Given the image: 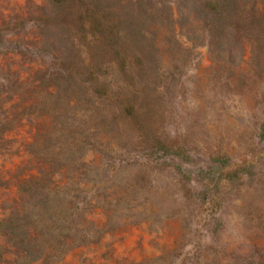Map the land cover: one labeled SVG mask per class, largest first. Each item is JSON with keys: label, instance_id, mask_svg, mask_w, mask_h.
Instances as JSON below:
<instances>
[{"label": "rangeland", "instance_id": "374dc122", "mask_svg": "<svg viewBox=\"0 0 264 264\" xmlns=\"http://www.w3.org/2000/svg\"><path fill=\"white\" fill-rule=\"evenodd\" d=\"M263 260L264 0H0V264Z\"/></svg>", "mask_w": 264, "mask_h": 264}, {"label": "trees", "instance_id": "16d2710c", "mask_svg": "<svg viewBox=\"0 0 264 264\" xmlns=\"http://www.w3.org/2000/svg\"><path fill=\"white\" fill-rule=\"evenodd\" d=\"M136 97L138 96L137 94L135 95ZM135 96H131V97H135ZM132 99H129V101H131ZM259 264H264V260L261 262V263H259Z\"/></svg>", "mask_w": 264, "mask_h": 264}]
</instances>
